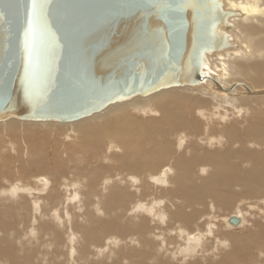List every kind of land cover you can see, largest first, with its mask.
<instances>
[{"label":"bare ground","instance_id":"obj_1","mask_svg":"<svg viewBox=\"0 0 264 264\" xmlns=\"http://www.w3.org/2000/svg\"><path fill=\"white\" fill-rule=\"evenodd\" d=\"M218 2L202 83L0 120V264H264V0Z\"/></svg>","mask_w":264,"mask_h":264},{"label":"water","instance_id":"obj_2","mask_svg":"<svg viewBox=\"0 0 264 264\" xmlns=\"http://www.w3.org/2000/svg\"><path fill=\"white\" fill-rule=\"evenodd\" d=\"M232 15L218 0H0V120H76L202 83Z\"/></svg>","mask_w":264,"mask_h":264},{"label":"rangeland","instance_id":"obj_3","mask_svg":"<svg viewBox=\"0 0 264 264\" xmlns=\"http://www.w3.org/2000/svg\"><path fill=\"white\" fill-rule=\"evenodd\" d=\"M134 98V97H133ZM131 100H133L132 98L130 99V100H128V101H125L124 103H128V102H130ZM58 123V122H57ZM59 124H61V123H59Z\"/></svg>","mask_w":264,"mask_h":264}]
</instances>
